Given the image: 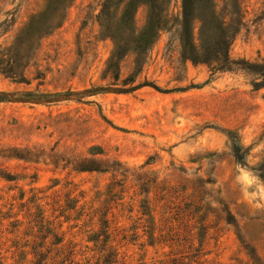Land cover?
Segmentation results:
<instances>
[{"label": "rangeland", "instance_id": "374dc122", "mask_svg": "<svg viewBox=\"0 0 264 264\" xmlns=\"http://www.w3.org/2000/svg\"><path fill=\"white\" fill-rule=\"evenodd\" d=\"M62 1L59 27L25 46L57 1L0 0V264H264V180L251 171L264 158V0H238L228 52L241 69L224 72L185 61L176 27L138 60L144 5L124 31L99 26L105 0ZM168 1L178 18L181 0ZM84 158L104 167L77 170Z\"/></svg>", "mask_w": 264, "mask_h": 264}, {"label": "trees", "instance_id": "16d2710c", "mask_svg": "<svg viewBox=\"0 0 264 264\" xmlns=\"http://www.w3.org/2000/svg\"><path fill=\"white\" fill-rule=\"evenodd\" d=\"M55 1H57L58 7H53L49 13L47 12L49 17H51L50 21L46 22L49 17H46L44 21H42L45 19L44 17H33L22 31L21 36H19L18 43L27 46L26 42L29 43L34 38L37 39V36H45L59 27L60 7L64 2L62 0ZM113 1L105 0L101 5L100 12L97 15V21L101 29H108L110 24H114L124 31L129 30V27L131 30L134 15L131 16L129 10L132 6L144 5L148 8L147 19L143 30L140 32L132 31L135 42V53L138 60L146 55L147 51L154 45L163 31L173 30L176 27L174 31L179 37L181 55L185 61H191L194 64H205L210 66L213 72L241 69L240 62L232 60L228 52L232 34L236 32V26L242 24V15L238 0H227L225 3L226 7L229 8V19L225 17L219 18V14L216 12V0H181L180 16L176 19L171 18L168 14V0H122L114 10L115 15L110 17V9ZM121 6L122 8H120ZM207 11H210V15L208 16H206ZM118 12L119 16H117ZM193 15L192 21H197L200 25L197 39L194 38V28H189V19ZM167 25H170L169 29H167ZM108 37L116 42L124 39L126 35L120 32L117 35ZM115 57L116 54H113L110 61L112 62ZM13 78L16 77L14 76ZM233 154L237 163H241L246 158L245 150L238 144L234 145ZM101 165L102 162L100 161L84 158L78 160L75 168L80 171H100L104 167ZM251 171L264 180V158L255 168H251ZM196 191L192 193V197L197 200L194 205V212H202V216H205L207 208L201 204L198 198L200 196V190ZM145 210L146 208L143 205V211L145 212ZM220 217L227 225H235L234 218L228 212ZM40 228L44 229L45 227L40 226ZM45 230L46 234L51 233L49 228H45ZM53 238L56 242H59L55 235H53ZM39 258L40 261L43 260L41 255H39ZM39 260L37 261L38 263Z\"/></svg>", "mask_w": 264, "mask_h": 264}]
</instances>
